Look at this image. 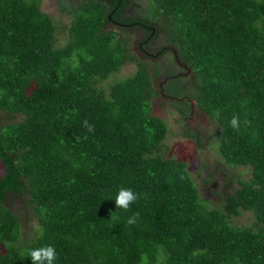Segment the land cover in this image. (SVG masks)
Masks as SVG:
<instances>
[{"label":"trees","instance_id":"trees-1","mask_svg":"<svg viewBox=\"0 0 264 264\" xmlns=\"http://www.w3.org/2000/svg\"><path fill=\"white\" fill-rule=\"evenodd\" d=\"M129 1L59 0L58 45L40 0H0V264H31L45 244L55 264H264V0H145V16H125ZM112 7L189 69L173 97L189 95L218 126L221 160L248 169L219 206L199 196L184 159L158 153L167 126L150 113L149 60L106 26ZM124 63L131 73L107 82ZM120 187L141 194L128 211L115 206ZM7 193L23 198L28 230ZM241 210L249 224L231 221Z\"/></svg>","mask_w":264,"mask_h":264},{"label":"rangeland","instance_id":"rangeland-1","mask_svg":"<svg viewBox=\"0 0 264 264\" xmlns=\"http://www.w3.org/2000/svg\"><path fill=\"white\" fill-rule=\"evenodd\" d=\"M60 5L59 0H40L39 3L41 10L50 14L55 22L56 43L58 45L63 44L67 38L65 26L68 23V15L60 9ZM145 10V0H130L123 14L125 16H145ZM122 30L128 37L131 47L142 35V29L139 26L126 27ZM161 43L162 39L157 35L147 42L146 48L155 51ZM147 64L155 88V94L150 99V113L163 118L167 126L158 153L184 159L187 169L198 188L199 196L219 206L223 191L226 190L225 187L231 189L236 186L239 174L246 177L248 169L244 165H229L221 160L216 150L218 141L216 130L218 126L200 110L195 101L189 98V95L183 93L185 94L183 97H173L174 94L182 90V87L177 86L176 81L186 86L189 74L188 69L183 70L178 66L174 54L168 50L164 51L158 54L156 58L149 60ZM133 67L132 63L122 64L106 81L109 82L113 77H122L131 73ZM164 75H166V78H164ZM159 82L161 85H159ZM160 89H162V93ZM184 101L189 103V109L185 114L178 110L179 105H183ZM0 119L5 120L6 117L3 116ZM185 129L189 131L188 134L190 135L184 133ZM195 132L198 133L196 140L191 135ZM3 204L17 213L24 230H28V227L34 224L32 215L24 205L21 196L7 193ZM230 219L234 224L243 225L249 224L252 216L249 211L241 210L239 214L231 215Z\"/></svg>","mask_w":264,"mask_h":264},{"label":"clouds","instance_id":"clouds-1","mask_svg":"<svg viewBox=\"0 0 264 264\" xmlns=\"http://www.w3.org/2000/svg\"><path fill=\"white\" fill-rule=\"evenodd\" d=\"M233 129L240 127V119L234 115L229 122ZM84 125L91 129V125L87 121ZM183 179V176L180 177ZM141 198V194L137 193L130 187H120L115 195L114 203L117 209L128 211L130 207ZM139 220V213H133L128 216L126 223L128 225H135ZM42 233V230H38ZM31 264H55L57 260V251L54 245L45 244L36 248H33L29 252Z\"/></svg>","mask_w":264,"mask_h":264},{"label":"flooded vegetation","instance_id":"flooded-vegetation-1","mask_svg":"<svg viewBox=\"0 0 264 264\" xmlns=\"http://www.w3.org/2000/svg\"><path fill=\"white\" fill-rule=\"evenodd\" d=\"M114 11H115V7H112L110 9V11H109V19L106 22V26H113L115 28L116 27L117 28H120V27L121 28H126V27H133V26L137 27V26H139L137 23H135V21L130 22V21H122V20L116 19L114 16H111V14L114 13ZM136 22H138V21H136ZM141 36L138 37V39L133 43V46L131 47V49L139 56L144 55L143 58H145L147 60H152V59L156 58V56H158L157 49L155 51L147 49L146 48L147 47V42L149 40L146 41V39H141ZM177 64H178V66H180L181 69H183V70L185 69V65L183 63H180L178 60H177ZM166 75H164V78H166ZM170 75H172V74L170 73ZM177 76L178 75H176V77ZM159 85H161L160 82H159ZM160 92L162 93V89H160Z\"/></svg>","mask_w":264,"mask_h":264},{"label":"water","instance_id":"water-1","mask_svg":"<svg viewBox=\"0 0 264 264\" xmlns=\"http://www.w3.org/2000/svg\"><path fill=\"white\" fill-rule=\"evenodd\" d=\"M107 18H109V13H107ZM151 29L153 30V27H151ZM189 70V69H188ZM5 174V165L4 163L2 162L1 158H0V178L2 175Z\"/></svg>","mask_w":264,"mask_h":264}]
</instances>
